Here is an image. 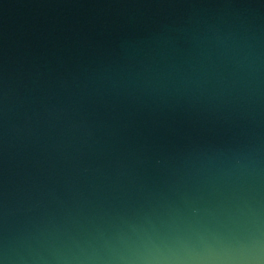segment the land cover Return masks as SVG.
<instances>
[{
	"label": "water",
	"instance_id": "1",
	"mask_svg": "<svg viewBox=\"0 0 264 264\" xmlns=\"http://www.w3.org/2000/svg\"><path fill=\"white\" fill-rule=\"evenodd\" d=\"M0 264H264V0H0Z\"/></svg>",
	"mask_w": 264,
	"mask_h": 264
}]
</instances>
